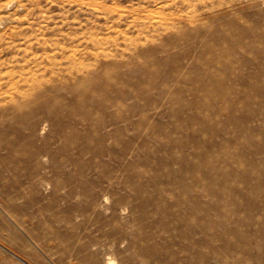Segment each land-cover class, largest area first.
<instances>
[{
  "label": "rangeland",
  "instance_id": "obj_1",
  "mask_svg": "<svg viewBox=\"0 0 264 264\" xmlns=\"http://www.w3.org/2000/svg\"><path fill=\"white\" fill-rule=\"evenodd\" d=\"M237 2L0 0V242L38 264H264V19ZM192 23L259 29L256 72L202 73L229 43L209 36L179 60Z\"/></svg>",
  "mask_w": 264,
  "mask_h": 264
},
{
  "label": "bare ground",
  "instance_id": "obj_2",
  "mask_svg": "<svg viewBox=\"0 0 264 264\" xmlns=\"http://www.w3.org/2000/svg\"><path fill=\"white\" fill-rule=\"evenodd\" d=\"M237 3L244 6L243 9H246L248 15L257 16L264 19V8L262 7L264 5V0H238ZM190 32L192 33L191 35H189V37L187 36L184 38L179 35L180 37L178 41L182 42L178 45H180V47L183 49L177 56L179 60L193 59L195 56H197L198 54L195 52V49L193 50V48L195 47L194 44L196 42V39L206 38L209 36L212 37L216 42L229 41V43L227 44L229 46L223 44L221 46V44H216L211 46L210 48H207V53H211L212 55L210 56L208 62L206 64L204 63L205 65L203 67H200V71L202 73L212 75L214 71L211 69V67L220 63L224 56L230 58L228 60L227 66H223L225 69H227L226 74H235V78H241L243 77V74L249 75L256 72L257 64L251 62V59L253 58L249 55L250 49L254 48L251 43L255 42V36L259 32V29H257L256 27H253L250 24L244 25L239 30H235V35L233 32V36H230L229 33H227L226 28L223 25H218V23H215L213 25V28L209 30L192 23ZM219 38H221L222 40L220 41ZM263 39L264 38H262V40ZM167 50L168 49L166 48L159 49L158 52ZM234 61H243V64L240 66H232L231 64ZM130 95H127L124 98L129 99ZM43 128L44 126L42 125L39 132H42ZM104 128L108 130L110 128L109 124L104 125ZM0 248L9 251L11 256H13L14 258L16 257L17 260L22 261L23 264H38V262L36 261L32 263V260L27 257L28 255H25L24 253L18 254L2 242H0Z\"/></svg>",
  "mask_w": 264,
  "mask_h": 264
}]
</instances>
